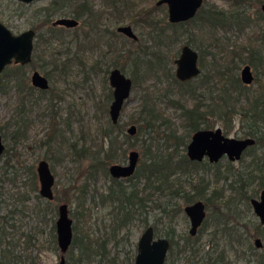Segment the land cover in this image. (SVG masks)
Segmentation results:
<instances>
[{
	"label": "rangeland",
	"instance_id": "1",
	"mask_svg": "<svg viewBox=\"0 0 264 264\" xmlns=\"http://www.w3.org/2000/svg\"><path fill=\"white\" fill-rule=\"evenodd\" d=\"M51 1L34 0L27 4L19 0H0V21L5 26L15 34L35 29L37 35H39V37L36 35L34 39V61L32 64L24 65L20 73L26 87L32 86L31 75L33 70L43 71L42 60L40 58L42 54L44 60H49L50 54L54 51L61 52L62 57H70L66 72L59 77H55L51 83V86H54V90L56 89L55 91L63 97L61 100H58L59 98H56L54 93L41 95L40 90L32 86L34 88L31 92L29 89V92L25 93L27 95L26 103L22 105L21 98L23 96H19L14 83V80L20 77L17 74H15L17 76L13 74V71H16L15 68L11 67V74L9 73V76L4 79L2 91H0V134L3 137L5 150L9 153L4 152L5 154L3 153L1 156L0 168L3 166L4 160L10 158L13 160L12 165L15 166V171L9 175H3V170L0 169V176L2 174L3 177L0 180L2 192L5 193L4 196L8 202L12 203L16 201V198L12 197L11 194L17 190L32 188L30 185V170L33 167L36 171L40 159H46L55 176L53 190L58 197L63 199L62 201L58 200L56 211L58 204L65 202L68 205L69 216L73 220L72 225H75L77 228L76 232L78 236L88 235L92 238H98L100 241L104 240L106 243L105 250L108 253L106 260L104 259L99 262V256H95L89 264H134L137 241L146 226L152 225L154 227L155 236L168 238L166 233L169 215L162 211V207L164 203L169 205L174 199L153 194L151 200H144L146 202L142 214L137 211L136 216L126 226L112 232V210L114 204L110 202L103 203L99 197L100 192L107 191L110 175L103 171L91 170V167L94 165H91L92 160L88 157L93 150L101 146L105 148L107 145V142L105 145H102L104 138L99 133V128L105 125V118L96 107L102 90L107 85L109 86L108 79L106 78L107 73L101 70H91L89 66L97 60L101 62V69L104 66H106V69L110 68L112 53H110L108 45H101L99 48L94 49L91 43H88L87 37L95 34V31L91 32L88 26L93 20L85 15V4L93 2L95 7L92 14L99 28L107 25L110 32H115L118 24L128 23L132 26L143 44L149 47L153 46L154 48V44L159 42L161 50L167 51L175 57L179 54L180 46L187 41L188 36L186 31H180L176 40H169L165 35L171 33L170 28L165 29L162 35L160 34V38L157 36L159 34L158 31H153L155 37L148 35L146 23L144 24L140 16L136 17V15L142 13L141 15L147 19L145 12L151 10L150 18L161 20V22L167 20L166 6L156 5L155 2L157 0H131L129 5L131 10L130 12H128L129 10L126 11L124 18L120 22H116L110 13L105 20L104 17L108 8L103 6V0H69L65 9L66 13L75 10L81 14L79 18L80 24L77 27L75 35L69 41L70 32L67 30L62 31L60 36H58L59 41L55 38L51 40V43L43 44L42 40L40 41V35L44 36L43 34L46 32L43 22L48 18L51 10H42V8L47 7ZM205 1L211 2L220 8L229 9L235 0ZM262 4L256 0H245V2H242L240 8L246 9V13L251 15V25L241 32L234 31L233 34L226 33V35L230 37V40H228L230 44L238 46V49L243 48L242 52L244 54H249L252 48H258L264 59V37L260 35V32L257 33L255 31L256 26L254 25L257 13L262 12L264 14L261 10ZM131 11H136V14L131 13ZM130 13L132 14L131 17ZM55 17L57 16L54 15L52 19ZM56 34L57 32L54 35ZM51 35L53 36L52 33ZM199 36L203 37L199 39L202 41L203 47H207L210 43L207 37L204 34ZM113 40L118 46L123 43L124 46L127 44L131 45L123 36L115 37ZM191 45L197 49L195 43H191ZM128 55L124 58L123 72L131 76L134 73L137 74V72L133 66L131 57L130 59L127 58ZM211 62V56L205 50L201 72L203 69H208ZM171 68L173 69L174 65H171ZM252 69L254 70L253 67ZM254 72L258 75L257 78L264 83V67ZM146 76L149 77L141 81L137 89L132 90L129 99L123 106L119 121L121 128L126 131L129 125L133 123L132 119L138 117L141 105L140 98L143 92H154L155 96L158 93L154 97L157 101L156 106L169 116V123L171 125L179 126L181 124L179 109L168 100L175 97L185 98V94H178V87L171 84L170 79L161 73L154 75L148 73ZM165 88H171L172 91L168 95L162 94ZM256 90L257 83H254L248 92L252 94ZM186 100L187 104L191 103L190 98L186 97ZM18 125L24 126L26 136L21 137L18 141H14L13 131ZM218 126L220 127L221 125L219 123L215 125V127ZM54 129L59 130V132L63 131L65 137L62 138V141H59L58 138L54 140L56 137L51 138ZM227 135L244 137L241 135L240 124L237 120L233 123V129ZM144 138L148 139V136ZM131 140L129 138L127 141L121 143V146L126 151L124 155L119 153L115 162L125 164L130 150L136 149L140 151L137 147V142L133 141V145H129V141ZM83 143L85 145H82ZM81 146H84L83 150ZM75 149L77 151L74 152ZM85 153L86 158H79L81 154ZM100 157L101 153H97L96 158ZM226 162V157H223L219 161L221 164L220 171L216 176L213 167L205 169V177L211 181L210 187L222 189L221 196L220 194L217 196L220 199L213 200L209 207L206 208V217L204 223L199 228V232L195 236H191L192 238H188L189 241L195 239L197 244L193 245V247L195 249L199 248L198 253L195 252L193 254L189 251L190 249H186V251L178 255L177 259H174L177 254V248H181L182 240L180 238L189 236L187 235L189 220L184 211H178L172 221L174 229L173 241L176 246L172 250L171 248L168 249L164 264H210L206 260H200L201 258L206 259L205 253L207 251H210L214 256L217 254L223 255L225 264H255L253 261L255 256L249 257V251L246 250L247 246L243 244L239 245L233 235L236 236L240 232L251 234L249 239L253 244L254 237H260L259 235H255L254 229V224L258 221V218L253 213L251 206L249 208L239 201H235V205L229 206L233 208L232 214L228 213L227 206L226 208L224 207L226 204L225 200L230 192L228 184L231 179L230 173L224 172ZM231 163L234 167H238L240 160ZM90 171L95 172L94 175L88 176ZM179 180L183 185H186L187 177L180 176ZM121 181L124 184H130L135 181V178ZM236 186L238 184L233 183V187ZM79 188L86 191V209L81 210L83 216L77 214L78 211L74 200ZM256 188V185H254L250 190H256ZM9 191H11L10 194ZM259 191L260 189H258L254 197H258ZM37 193L39 194V189ZM27 194L29 195L24 202H16L19 205L17 211L11 217L3 218V224H5L7 229V236L3 247L7 244L8 247L14 249L15 253L13 260L9 264H27L26 256L29 253L36 257L38 264H60L61 252L58 249L56 240V249L53 248L52 243V220H56L57 212L52 213L50 209H47L43 199L36 197V193L27 192ZM177 201L182 203V199H177ZM167 209H170V207H167ZM237 212L239 214H236ZM216 217H220L226 221L225 227L235 232L221 231L223 224H220V229L214 233V229L212 228ZM28 233L32 235L34 245H28L30 244L26 236ZM74 233L75 231H73ZM260 238L264 242V239ZM9 240L12 246L9 245ZM236 246L238 247L235 248ZM252 246L255 247L254 244ZM262 252L260 248L253 250L254 255ZM247 259L253 260L248 262ZM67 261L68 254L66 253L64 264H68Z\"/></svg>",
	"mask_w": 264,
	"mask_h": 264
},
{
	"label": "trees",
	"instance_id": "2",
	"mask_svg": "<svg viewBox=\"0 0 264 264\" xmlns=\"http://www.w3.org/2000/svg\"><path fill=\"white\" fill-rule=\"evenodd\" d=\"M68 1L52 0L45 7L44 10H51L48 18L45 20L47 26L54 15L66 13L65 9L67 8ZM256 1L260 4L264 3V0ZM242 2H245V0H235L231 4V8L223 9L204 0L203 5L195 17L187 22L188 25H186L184 30L187 32L188 42L195 43L198 47L200 54H202L200 56L201 64L203 65L205 50L211 56L212 62L209 64L210 67L203 69L198 76L183 82L178 81L174 77L172 68H167V70H170L167 72V78L170 79L171 84L178 87V94H185L192 102L190 105L187 104L186 97H175L170 100L180 111L181 129L178 126L171 125L169 123V117L155 103L151 102V100H144L140 105L138 117L132 119V122L137 124V134L128 137L119 128V123L113 124L108 117L111 90L109 89L103 92L98 100L96 108L105 118V125L99 128V133L105 138L107 145L105 148H102V146L98 147L88 156L92 160L91 165H94L91 167V170L95 169L96 171L108 173L109 165L117 160L119 153L125 154L126 149L121 146V143L127 141L129 138L132 139L129 141V145H133V141H137L141 149V158L136 171L129 178L130 180L135 177V181L132 183L129 182L130 184H124L121 180L110 176L107 191L100 192L99 197L101 202L114 204L112 210V232L126 226L136 216L137 211L142 214L145 209V199L151 200L153 194L155 196L163 195L168 197V199H174L172 203H169V205L164 203L162 207V211L169 215L166 236L171 242L170 248L172 250L176 246L173 241L174 229L171 223L172 214L175 211H180L183 203L186 204L197 199H202L206 204V208H208L213 200L220 199L217 196L218 194L221 196L222 188H211V181L205 177V169L209 167L214 168L215 176L219 174L221 165L219 161L212 164L207 160L201 162L190 161L185 154V147L191 133L199 128H213L219 123L224 134H228L233 129V123L237 120L240 124L241 135L244 137L251 136L255 139V144L243 152L239 159L240 164L238 167H234L229 160L225 164L224 172L230 173L231 176L228 184V190L230 192L225 200L226 204L224 206L225 208L227 206L228 213L232 214L233 208L229 206L235 205V201L242 202L250 208V199L256 195L258 189H264V83L257 78L258 75L256 74L254 83H257V90L249 94V86L241 82L238 73L240 66H242L241 64L244 63L252 65L255 71L263 68L264 59L258 48H252L249 54L245 53L246 56L242 52L243 48L238 49V46H234L228 42L230 37L226 35V33L233 34L234 31L241 32L251 25V15L246 13V9L240 8ZM129 5V3H125L126 7ZM182 25L171 24L173 33L177 34L179 29L175 27ZM254 25L256 26L255 31L257 33L260 32V35L264 37L263 13H257ZM201 34H204L210 42L207 47H203L202 41L198 39V37L203 38L199 36ZM37 36L39 37V35ZM131 59L135 66H138L137 64H143L144 61L147 62L143 57L137 58L131 56ZM33 61L34 57L32 63ZM11 67L16 70L15 72L13 71V74L20 76L14 80V83L19 96H23L21 98V104L25 105L27 98L25 93H28L29 89L31 92L34 87H26L24 85V80L20 74L24 67L23 65L12 64L6 68L5 72L0 75V91H2L4 79L12 72ZM167 91H172V89ZM25 136L26 130L24 126H16L13 131L14 141H18V139ZM53 136L56 137L54 140L58 138L59 141H62V138L65 137L63 131L59 132L57 129H54ZM145 136H148V139L144 138ZM82 145H85V143ZM83 147L81 146L82 150ZM75 151L77 150L75 149ZM7 152L5 150V153ZM97 153H101L100 158H96ZM85 156L86 153L81 154L79 158H86L87 156ZM1 161L2 158L0 157V164ZM12 161L10 158L4 160L3 166L0 168L3 170V175H9L15 171V166L12 165ZM30 173V185L32 188L17 190L12 193L11 196L16 198V201L12 203L7 201L0 185V264H9L15 256L13 248L8 247L7 244L3 247L7 236V229L5 224H3V218L11 217L17 211L19 205L16 202H24L29 195L27 192H34L36 193V197L43 199L46 208L50 209L52 213H55L57 212L56 204L58 200H63L55 194L54 190V198L52 200L41 198L40 192L39 194L37 193L38 189L40 190V183L35 168L32 167ZM94 173L90 171L88 176L94 175ZM2 174L0 180L3 179ZM180 176L187 177L186 185L180 182ZM233 183L238 184V186L233 187ZM254 185L257 187L256 190H250ZM10 193L11 191H9ZM177 199H182V203L178 202ZM74 200L78 211L77 214L83 216L81 210L86 209V191L79 188ZM5 202L7 203L5 204ZM167 207H170V209H167ZM236 214L239 213L237 212ZM52 222V243L53 248L56 249L55 221L52 220ZM220 224H223L221 231H228L229 233L235 232L225 227L224 224H227L226 221L220 217H216L215 224L212 228L214 229V233L220 229ZM72 229L75 233L66 252L68 254V264H89L95 256H99V262L104 259L106 260L108 253L105 250L106 243L104 240L100 241L98 238H92L88 235L78 236L75 225H72ZM254 229L255 235H259L264 239V225H261L257 221L254 224ZM26 236L30 243L28 245H32V235L28 233ZM233 237L239 245L243 244L247 246L246 250L249 251V257L255 256L254 260L251 259L255 264H264V242L260 248L263 252L254 255L253 250L255 247L252 246L253 244L249 239L251 234L240 232L236 236L233 235ZM188 238L190 239L189 236L184 238L185 242H183V246L189 241ZM8 243L11 245L10 240ZM186 249H190L189 251L193 254L199 251L193 245H189ZM186 249H177L180 250L179 255L186 251ZM205 254L206 259H201L206 260L210 264H225L223 255L217 254L214 256L210 251H207ZM251 260L247 259L248 262ZM26 261L27 264H38L36 257L31 253L27 254Z\"/></svg>",
	"mask_w": 264,
	"mask_h": 264
},
{
	"label": "water",
	"instance_id": "3",
	"mask_svg": "<svg viewBox=\"0 0 264 264\" xmlns=\"http://www.w3.org/2000/svg\"><path fill=\"white\" fill-rule=\"evenodd\" d=\"M23 3H31L34 0H19ZM203 0H159L158 4L168 5V18L171 22H178L192 18ZM264 11V3L261 5ZM54 25L73 27L77 21L69 18H58ZM122 31L134 36L128 26L121 28ZM35 30L29 29L19 34L13 33L0 21V75L12 64L27 65L33 59ZM175 75L179 80H187L197 76L200 70L197 66V53L189 46H184L180 56L176 59ZM240 80L244 84H249L253 80V73L250 65L245 64L240 70ZM31 82L35 87H47V80L40 76L39 71H35L31 77ZM109 84L113 88V97L109 106V115L113 123L117 122L123 101L130 92V79L125 77L118 69H113L109 75ZM134 126L128 128L129 133H133ZM255 143L251 137H232L225 135L221 127L214 129H200L193 133L188 145L187 156L190 160L201 161L207 158L209 162L215 163L226 157L229 161H237L242 156L244 150ZM5 152L3 137L0 134V157ZM138 152L133 150L129 153L127 165L112 164L109 166V173L113 177H125L130 175L135 167ZM37 175L40 183V196L47 200L54 198L53 186L55 176L50 164L45 159H40L37 165ZM253 212L258 217L261 224L264 223V189L256 198L250 200ZM190 218V233L194 234L197 227L202 223L205 216V204L198 200L184 208ZM72 218L69 216L68 205L61 202L57 206V218L55 220L56 242L61 252L59 263H65V253L67 252L73 237ZM255 245L261 246L259 238L255 239ZM170 243L167 238H154V230L148 226L140 235L137 241V251L134 264H164Z\"/></svg>",
	"mask_w": 264,
	"mask_h": 264
},
{
	"label": "flooded vegetation",
	"instance_id": "4",
	"mask_svg": "<svg viewBox=\"0 0 264 264\" xmlns=\"http://www.w3.org/2000/svg\"><path fill=\"white\" fill-rule=\"evenodd\" d=\"M158 1L159 0H157L156 2H155V4L156 5H165L166 6V10H167V20H165L164 22H161V20H154V18H150L149 17V15L151 14V10H149V11H146L145 12V14H146V17H147V19L146 18H144L141 14L142 13H140V15L139 14H137L136 15V17L137 16H140V19L144 22V24L146 23V25H147V29H148V31H147V33H148V35L149 36H154L153 35V31H158L159 32V34L157 35L159 38H160V34L162 35V32L165 30V29H168V28H170V31H171V33L169 34V35H165V36H167L168 37V39L169 40H172V41H174V40H176V38L178 37V34H179V32L180 31H185L184 29H185V27H186V25H188V23L187 22H189L190 20H191V18H189V19H186V20H182V21H178V22H171V21H169V18H168V5L167 4H165V3H160V4H158ZM130 2H131V0H103V6L104 7H107L108 8V10L106 11V13H105V20L107 19V16H109L108 14L110 13L111 14V16L112 17H114V19L116 20V22H120V20L122 21V19L124 18V14L126 13V11L127 10H129L128 12H130V10H131V8L129 7V6H125V3H129L130 4ZM203 2H204V0L202 1V4L200 5V7L197 9V11H196V13H195V15L197 14V12H198V10L201 8V6L203 5ZM72 4V3H71ZM85 6H86V9H85V15H87L88 17H90L93 21L88 25L89 26V28H90V30H91V32H93V31H95V34H93V35H91V36H88L87 38H88V43H91V46L95 49V48H99L101 45L102 46H107L108 45V47H109V50H110V53H112V57H111V67L110 68H108V69H106V66H104V68H102L101 69V62H98L97 60L91 65V66H89V68L91 69V70H94V71H97V70H101V71H103V72H105V73H107V76H106V78L108 79V84H109V75H110V72L113 70V69H118L122 74H124V76L125 77H127V78H129L130 79V82H131V86H130V92H129V95L127 96V98H125L124 99V101H123V105H122V108H121V110H120V114H121V112H122V109H123V106H124V104H125V102L129 99V97H130V94H131V92H132V90H135V89H137V87H139V83H141V81H143V80H145V78L146 77H149V76H146V74H148V73H151L152 75H154V74H158V73H161L162 75H164L165 77H167V72L168 71H170V70H167V68L168 67H170L171 68V65H174V68L173 69H171L172 70V72H173V74H174V77L178 80V81H181V82H183V81H188V80H190V79H193V78H195V77H192V78H190V79H187V80H179L177 77H176V75H175V69H176V63H175V61H176V59L180 56V53L182 52V48L184 47V46H189L192 50H194L196 53H197V66H198V68H199V70H200V73H201V62H200V56L202 55V54H200V52H199V50H198V47H197V49L194 47V46H192L191 45V43L190 42H188V38H187V41L186 42H184L181 46H180V49H179V54L175 57L174 55H171L169 52H167V51H163V50H161L160 49V47H159V42L157 43V44H154V48H153V46L151 47H149V46H146L145 44H143L142 43V40L139 38V36L134 32V30H133V28H132V26L130 25V24H118V26L116 27V30H115V32L114 31H112V32H110L109 31V27L107 26V25H105V26H103V27H101V28H99L98 27V25H97V22H96V20H95V18H94V16H93V14H92V12H93V9H94V4H93V2H87L86 4H85ZM45 9V7H43L42 8V10H44ZM111 11H110V10ZM77 11H75V10H72V12H70V13H63V14H58V15H56L57 17H55L54 19H52L51 18V21H50V23H49V28H51L50 30H49V28H48V26L45 24V21L43 22V25L46 27V32L43 34L44 36H42V34L40 35V41L42 40V42H43V44L44 43H51V40H53V39H58V36H60V34L62 33V31H68V32H70V37H69V41H71L72 40V36H74L75 35V33H76V30H77V27L79 26V24H80V20H79V18H80V16H81V14L79 13V12H77ZM127 12V13H128ZM264 12V11H263ZM131 13H135L136 14V11L135 12H133V11H131ZM130 13V17L132 16V14ZM262 13V12H261ZM195 15L192 17V18H194L195 17ZM76 16H79V17H76ZM135 17V19H137ZM58 18H69V19H74L75 21H77V25H75V26H73V27H67V26H63V25H54L53 24V22L56 20V19H58ZM103 18V19H104ZM149 21V22H148ZM123 23V22H122ZM171 24H183L182 26H178V27H175V28H178L179 30L177 31V34H174L173 33V29H172V27H171ZM126 26H128L129 28H130V30H131V32H132V34L134 35V36H130L128 33H125L124 31H122V29L121 28H124V27H126ZM56 29H58L57 31H56ZM35 30V29H34ZM57 32V34L56 35H54L55 33ZM35 36L37 35V31L35 30ZM51 33L53 34V36L51 35ZM187 33V32H186ZM47 35V36H46ZM123 36V38L124 39H126V40H128V42H129V44H131L130 46L127 44V45H125L124 46V43L122 44V45H117L116 43H115V41L113 40L115 37H122ZM163 36H164V34H163ZM188 36V35H187ZM155 37V36H154ZM198 39H200L199 37H198ZM198 39H197V41H198ZM58 41H59V39H58ZM111 41V42H110ZM111 43H112V45H111ZM88 46V45H87ZM90 47V46H89ZM124 47H126V48H124ZM92 49V48H91ZM127 54H129L128 55V57L127 58H129L130 59V57L131 56H135V57H137V58H140V57H143L144 59H146L147 60V62H145L144 61V63L143 64H137L138 66H135L134 65V63H133V66H134V68H135V70H136V72H137V74H132L131 76H128V75H126L124 72H123V63H124V58H125V56L127 55ZM43 55V54H42ZM42 55L40 56V58H41V60H42V69H43V71H39V70H37V69H35V70H33V73L35 72V71H39L40 72V76H42V77H44L46 80H47V84H48V86L47 87H36V88H38L39 90H40V94L41 95H43V94H47V93H54L56 96V98H59L58 100H61V99H63V97L61 96V95H59L55 90H54V86H51V83H52V80L55 78V77H59V76H61L62 74H64L65 72H66V70H67V67H68V63H69V61H70V57H62V55H61V52H57V51H54L53 53H51L50 54V58H49V60H44L43 58H42ZM62 57V58H61ZM57 59H59V60H57ZM33 60V59H32ZM29 64H32V61L29 63ZM245 64H248V65H250L249 63H244V64H242V66L243 65H245ZM28 65V64H27ZM56 65V66H55ZM10 66V65H9ZM24 66V65H23ZM242 66H240V69H239V76H240V70H241V68H242ZM250 67H251V70H252V73H253V80L249 83V84H246V85H248L249 86V89H250V87H251V85L252 84H254V79H255V77H256V72H254L255 71V69L253 70L252 69V65H250ZM169 68V69H170ZM254 68V67H253ZM6 70V69H5ZM5 70H4V72H5ZM33 73H32V75H33ZM199 73V74H200ZM198 74V75H199ZM2 75V74H1ZM32 75H31V77H32ZM197 75V76H198ZM242 82V81H241ZM31 84H32V82H31ZM244 84V83H243ZM32 86H34L33 84H32ZM111 90V99H110V102H109V105H108V117L110 118V115H109V106H110V104H111V102H112V100L114 99V97H113V88L111 87V85L109 84V86L107 85L103 90H102V94H103V92H106V91H108V90ZM171 88H168V89H164V92H162V94H167L168 95V93H170L171 91H167V90H170ZM60 91V90H59ZM102 94H101V96H102ZM158 94V93H157ZM157 94H156V96H157ZM100 96V97H101ZM155 96V94H154V92H143V93H141V98H140V101H141V103L144 101V100H151V102H153V103H155V104H157V101H156V98H154V97H156ZM100 97H99V99H100ZM170 100H172L171 98H169V102H171ZM190 104H192V102L190 103ZM189 104V105H190ZM178 108V107H177ZM180 112V111H179ZM120 114H119V117H118V119H117V122L116 123H113L112 122V120H111V118H110V120H111V122L113 123V124H117V123H119V121H120ZM169 117V116H168ZM134 126V128H135V130H134V132L131 134V133H129L128 132V128L130 127V126ZM129 127L126 129V131L124 130V129H122L121 128V126H120V124H119V128L120 129H122L123 130V132L128 136V137H132V136H134V135H136L137 134V130H138V128H137V124L136 123H131V125H129ZM178 127H180V129H181V124L178 126ZM219 127V126H218ZM200 129H214V128H199V129H197V130H200ZM197 130H195L194 132H196ZM193 132V133H194ZM53 133H54V131H53ZM53 133H52V135H51V138H55L54 136H53ZM193 133H191V135H190V138H189V140H188V142H187V144H186V147H185V154H186V157L189 159V157L187 156V145H188V143H189V141H190V139H191V137H192V135H193ZM225 135H227V134H225ZM245 137H251V136H245ZM251 138H253V137H251ZM131 139V138H130ZM139 140V139H138ZM137 142V141H136ZM138 143L139 142H137V147H138V149L140 150V151H138V150H136V149H132V150H130L129 152H128V160H127V162L125 163V164H120V165H127L128 164V162H129V153L131 152V151H133V150H135V151H137L138 152V158H137V161H136V164H135V167H134V170H133V172L130 174V175H128V176H125V177H113L110 173H109V167H108V173H109V175L112 177V178H115V179H117V180H125V179H129L130 177H132L133 175H134V173H135V171H136V168H137V166H138V163H139V161H140V158H141V149L139 148V146H138ZM255 144V143H254ZM253 144V145H254ZM102 145H105V138H104V141H103V144ZM253 145H251V146H253ZM251 146H248V147H251ZM247 147V148H248ZM102 148H103V146H102ZM246 148V149H247ZM245 149V150H246ZM244 150V151H245ZM243 154V153H242ZM241 158V157H240ZM207 160L208 161V159L207 158H203L201 161H203V160ZM222 159V158H221ZM220 159V160H221ZM227 159V158H226ZM46 160V159H45ZM190 160V159H189ZM219 160V161H220ZM228 160V159H227ZM190 161H195V160H190ZM201 161H195V162H201ZM209 162V161H208ZM218 162V161H217ZM231 162H235V161H231ZM49 163V162H48ZM209 163H211L212 164V162H209ZM216 163V162H215ZM112 164H119V163H117V162H113V163H111L110 165H112ZM109 165V166H110ZM135 178V177H134ZM55 183V182H54ZM54 187V186H53ZM262 189H260V191H261ZM260 191H259V193H260ZM253 198H256V197H253ZM252 199V198H251ZM250 199V200H251ZM198 200H201L203 203H204V201L202 200V199H197V200H195V201H193V202H190V203H186V204H182V208H181V210L180 211H184V213L186 214V212H185V210H184V208L186 207V206H188V205H191V204H193L194 202H196V201H198ZM205 204V203H204ZM250 205H251V202H250ZM252 207V206H251ZM253 210V209H252ZM177 212L178 211H175L173 214H172V219H171V223H172V221H173V218H174V216L177 214ZM254 213V212H253ZM255 214V213H254ZM186 216H187V218H188V220H189V229H188V234L187 235H189V237L190 238H192L191 236H195L196 234H197V232H199V228L201 227V225L204 223V220H205V217H206V204H205V216H204V219H203V221H202V223L197 227V229H196V232L194 233V234H191L190 233V228H191V222H190V218H189V216L186 214ZM258 218V217H257ZM258 221H259V219H258ZM73 223V222H72ZM260 223V222H259ZM261 224V223H260ZM261 225H264V223L263 224H261ZM148 226H151L152 228H153V230H154V227L152 226V225H148ZM148 226H146L145 227V229L148 227ZM144 229V230H145ZM143 230V231H144ZM72 232H73V229H72ZM159 237H164V236H155V231H154V238H159ZM166 238V237H165ZM256 238H259L260 239V241H261V246L260 247H257L256 245H255V239ZM139 239V238H138ZM168 239V238H167ZM180 240H182V244H183V242H185V239L182 237V238H180ZM168 241H169V243H170V246H171V242H170V240L168 239ZM187 244L185 245V246H183L182 244L180 245V247L182 248V249H186V248H188L189 247V245H195V244H197V242H195V239H192V241H188V242H186ZM253 244H254V246H255V248H261L262 247V244H263V241L261 240V238L260 237H258V236H256V237H254V239H253ZM178 245H179V243H178ZM170 246H169V248H170ZM137 247V246H136ZM178 249V248H177ZM199 249V248H198ZM179 253H180V250H177V254H176V256H175V258L174 259H177L178 258V255H179ZM200 260H203V259H200Z\"/></svg>",
	"mask_w": 264,
	"mask_h": 264
}]
</instances>
